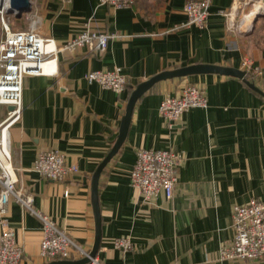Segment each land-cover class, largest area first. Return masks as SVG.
Instances as JSON below:
<instances>
[{"label":"crops","instance_id":"crops-1","mask_svg":"<svg viewBox=\"0 0 264 264\" xmlns=\"http://www.w3.org/2000/svg\"><path fill=\"white\" fill-rule=\"evenodd\" d=\"M249 1L212 0L200 27L181 26L188 20L187 0H135L124 8L101 0H32V9L23 14L27 22L14 28L33 23L41 36L58 45L87 28L116 34L104 51L89 46L60 51L55 74L26 76L22 117L10 129L18 189L31 193L33 206L89 254L98 231L93 176L118 139L138 84L194 64L244 70L243 60L250 58L262 73L247 79L264 92V13L242 27ZM3 35L0 22V40ZM117 67L129 82L122 93L85 78L89 71ZM188 84L203 90L207 105L187 110L171 124L160 114L161 101L180 96ZM9 110L0 105L1 120ZM140 148H170L182 155L172 198L161 192L150 203L132 186ZM49 150L64 153L78 171L58 181L32 170L37 154ZM251 198L264 200V94L241 77L216 71L157 81L136 101L127 137L100 174L101 241L95 257L110 264H264L223 260L219 253L234 236V206ZM3 217L23 248L21 264L86 257L76 252L70 259L42 257L44 223L13 197ZM121 237L132 239L130 250L115 246L114 239Z\"/></svg>","mask_w":264,"mask_h":264},{"label":"built area","instance_id":"built-area-1","mask_svg":"<svg viewBox=\"0 0 264 264\" xmlns=\"http://www.w3.org/2000/svg\"><path fill=\"white\" fill-rule=\"evenodd\" d=\"M71 3L73 0H60ZM114 8L130 7L135 0H101ZM212 0H187L184 11L187 22L181 26L197 25L203 27L210 14ZM3 13V12H1ZM181 26H177L176 29ZM4 35L0 40V105H15L0 119V264H21L23 248L18 243L14 229L3 217L13 197L26 210L39 216L43 225V238L40 254L49 259H70L74 252L89 256L64 229L48 215L42 214L34 206V196L18 189L19 177L11 153V127L22 117L23 88L26 76L55 74L58 71V53L74 50L81 46L104 51L109 40L116 34L87 28L76 37L58 45L53 38L41 36L34 24L25 29L12 28L9 19L2 15ZM242 66L246 77H255L262 73L259 66H254L250 58L243 60ZM89 82H97L117 93L124 92L129 85L121 68L111 70H92L85 74ZM208 98L196 85L188 84L180 96L167 95L161 101L159 111L165 120L173 124L180 120L187 110L205 107ZM182 155L170 148L137 150V159L131 171V184L137 188L147 202L153 203L161 192L172 198L178 179V167ZM32 170L42 176L63 181L78 171V166L70 164L66 155L58 150L39 152ZM65 194L68 196L69 192ZM234 236L230 243L220 247V258L264 260V200L251 198L247 203L235 205L232 214ZM116 247L130 250L133 242L130 237L115 238ZM91 264L103 263L97 257L91 258Z\"/></svg>","mask_w":264,"mask_h":264},{"label":"water","instance_id":"water-1","mask_svg":"<svg viewBox=\"0 0 264 264\" xmlns=\"http://www.w3.org/2000/svg\"><path fill=\"white\" fill-rule=\"evenodd\" d=\"M32 9V0H9V8L5 5V0H1L0 2V11L1 12H7L8 14H14L18 17H21L24 13L29 12ZM264 12H261L254 16L253 21L255 22L256 19ZM220 72L223 74H229V75H235L238 77H241L245 80V82L257 90L258 92H261L264 94V92L255 85L254 82L250 81L246 77V72L244 70H241L236 67H226V66H218V65H211V64H194L182 68H177L174 70L169 71H163L161 73L156 74L152 78L141 82L138 84V86L132 91L131 96L129 98L126 113L122 118L121 126H120V133L118 136V139L109 152V154L106 156V158L102 161V163L99 165L97 171L95 172L93 176V182H92V189H93V204L95 208L96 217L98 220V231H97V238L94 245L93 250L90 252L89 256H86L80 260H58L50 264H84L88 263L91 260V257H95L96 253L100 247V241H101V224L99 222L100 220V208L98 203V184H99V177L103 170V168L106 166V164L113 158V156L118 152L120 147L122 146L123 142L125 141L130 121L132 118L134 106L136 104V101L146 92L148 91L157 81L173 78L176 76H185L192 73L197 72ZM15 105H9L10 109H13Z\"/></svg>","mask_w":264,"mask_h":264},{"label":"bare ground","instance_id":"bare-ground-1","mask_svg":"<svg viewBox=\"0 0 264 264\" xmlns=\"http://www.w3.org/2000/svg\"><path fill=\"white\" fill-rule=\"evenodd\" d=\"M5 5L7 6V8H9V0H5ZM263 5H264V0H256L254 9L247 15L246 20L241 24L242 27L245 26L247 28L251 26L254 16H256L261 12H264Z\"/></svg>","mask_w":264,"mask_h":264},{"label":"trees","instance_id":"trees-1","mask_svg":"<svg viewBox=\"0 0 264 264\" xmlns=\"http://www.w3.org/2000/svg\"><path fill=\"white\" fill-rule=\"evenodd\" d=\"M15 18H10V23H11L12 28L23 27L25 25L24 23L27 22L25 15H23L19 19L18 18L15 19Z\"/></svg>","mask_w":264,"mask_h":264},{"label":"rangeland","instance_id":"rangeland-1","mask_svg":"<svg viewBox=\"0 0 264 264\" xmlns=\"http://www.w3.org/2000/svg\"><path fill=\"white\" fill-rule=\"evenodd\" d=\"M250 3H249V11H248V13H250L253 9H254V6H255V3H256V0H250L249 1ZM263 10H264V5H263ZM4 14V17L7 19L8 18V16L9 15H11V14H8L7 12H3V13H1L0 12V22H1V24H2V15ZM16 17V18H15ZM11 18H15V19H17L18 18V16H15L14 14L12 15V17ZM19 19V18H18Z\"/></svg>","mask_w":264,"mask_h":264}]
</instances>
